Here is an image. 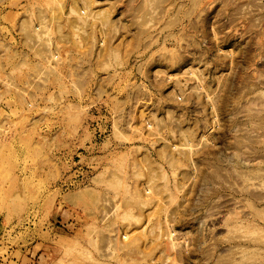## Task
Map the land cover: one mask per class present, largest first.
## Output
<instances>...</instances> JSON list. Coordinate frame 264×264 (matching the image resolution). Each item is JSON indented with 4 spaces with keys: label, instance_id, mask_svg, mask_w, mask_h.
Here are the masks:
<instances>
[{
    "label": "rangeland",
    "instance_id": "1",
    "mask_svg": "<svg viewBox=\"0 0 264 264\" xmlns=\"http://www.w3.org/2000/svg\"><path fill=\"white\" fill-rule=\"evenodd\" d=\"M0 264H264V0H0Z\"/></svg>",
    "mask_w": 264,
    "mask_h": 264
}]
</instances>
